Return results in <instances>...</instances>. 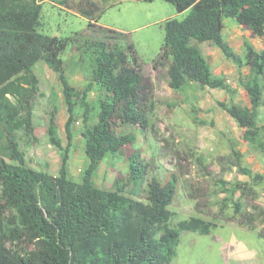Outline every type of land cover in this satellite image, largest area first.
Wrapping results in <instances>:
<instances>
[{
	"label": "trees",
	"instance_id": "trees-1",
	"mask_svg": "<svg viewBox=\"0 0 264 264\" xmlns=\"http://www.w3.org/2000/svg\"><path fill=\"white\" fill-rule=\"evenodd\" d=\"M60 6L67 0H0V195L10 217L0 224V264H172L180 233L207 236L216 225L191 217L171 226L174 214L168 209L176 194L173 177L162 185L147 180V168L138 150L129 154V175L114 181L112 189L97 187L94 178L108 156H116L134 140L114 132L112 118L125 125L140 124L144 129L154 103L148 102L144 84L145 68L130 36L103 28L95 19L98 6L88 0L76 6L80 16L89 19L88 28L72 37L58 38L38 33L41 2ZM151 2L153 0H143ZM178 13L188 12L183 20H167L161 49L152 61L155 73L164 71L168 87L181 91L188 82L210 90L234 95L223 77L212 73L196 44L217 48L239 69L247 67L246 81H240L249 106L230 101L218 107L244 130L243 140L257 142L259 109L264 92V49L256 52L243 42L244 56L237 55L223 38L224 21L231 19L252 36L264 38V0H162ZM68 47L87 53L92 63L91 82L81 96L65 75L61 55ZM43 62L55 73L61 87L67 120V143L57 133V106L53 103L47 119L49 144L59 152L56 176L30 169L20 141L32 146L34 102L40 96V82L34 67ZM97 94V121L90 127L87 101ZM82 110V132L87 165L80 182L70 178V148L75 109ZM259 146V145H258ZM241 174L251 177L249 169ZM241 188L234 185L233 192ZM145 200V201H144ZM240 206H235L236 213ZM239 225L245 223L238 221ZM252 229V226H250ZM264 240V233H258ZM33 245L31 251L15 243ZM12 247H8L7 244Z\"/></svg>",
	"mask_w": 264,
	"mask_h": 264
},
{
	"label": "rangeland",
	"instance_id": "rangeland-1",
	"mask_svg": "<svg viewBox=\"0 0 264 264\" xmlns=\"http://www.w3.org/2000/svg\"><path fill=\"white\" fill-rule=\"evenodd\" d=\"M84 0H67L60 6L49 1L41 2V35L68 38L88 28L89 19L77 13L76 6ZM86 1V0H85ZM99 11L95 15L97 25L130 36L135 51L142 61L144 84L149 88L148 102L154 110L148 115V125H125L112 118L114 132L134 140L116 156L108 155L100 164L94 181L97 187L110 190L114 181L129 175L128 157L138 150L147 168V180L155 178L162 185L175 177L176 194L169 210L174 214L170 225L191 217L201 218L216 225L207 236L182 232L172 264H264V92L263 106L259 111L257 144L243 140L244 130L228 117L217 105L232 101L239 106H249L240 81H246L247 67L239 69L224 58L215 47L196 44L205 57L212 73L227 81L234 95L221 90H210L201 84L188 82L181 91L168 87L164 71L155 73L151 64L158 55L164 39L163 25L167 20H183L188 12L178 13L175 7L162 0H88ZM223 38L240 57L244 56V41L256 52L264 49V38L252 36L231 19L224 21ZM65 75L81 96L91 82L92 63L87 53L68 47L61 55ZM40 82V96L34 102L33 127L37 141L27 146L20 141L27 166L56 176L59 168V152L49 144L46 135L47 119L52 104L57 106V133L63 145L67 143L64 124L67 120L61 87L57 76L43 62L34 67ZM97 94H88L90 127L97 121ZM82 110L75 109L76 122L72 126L73 139L70 148V178L80 182L81 171L87 165L84 156L82 132L85 129ZM259 145V146H258ZM249 169L251 177L241 174ZM234 185L241 188L233 192ZM145 201V200H144ZM240 206L236 213L235 206ZM0 195V224L10 217ZM244 225H239L238 221ZM252 226V229L249 227ZM8 247H12L9 243ZM17 248L31 251L34 247L26 242L15 243Z\"/></svg>",
	"mask_w": 264,
	"mask_h": 264
},
{
	"label": "crops",
	"instance_id": "crops-1",
	"mask_svg": "<svg viewBox=\"0 0 264 264\" xmlns=\"http://www.w3.org/2000/svg\"><path fill=\"white\" fill-rule=\"evenodd\" d=\"M262 106H263V101H262ZM262 106H261V107H262ZM259 111H260V109H259Z\"/></svg>",
	"mask_w": 264,
	"mask_h": 264
}]
</instances>
